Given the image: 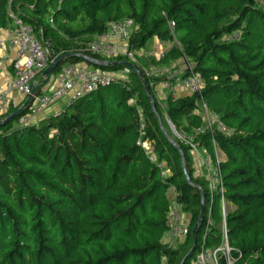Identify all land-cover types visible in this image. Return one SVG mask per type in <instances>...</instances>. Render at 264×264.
Here are the masks:
<instances>
[{
	"label": "trees",
	"instance_id": "1",
	"mask_svg": "<svg viewBox=\"0 0 264 264\" xmlns=\"http://www.w3.org/2000/svg\"><path fill=\"white\" fill-rule=\"evenodd\" d=\"M11 13L54 56L119 63L98 67L106 71H120L125 58L93 55L85 44L131 20L129 50L156 39L164 54L149 61L185 60L203 88L158 102L149 81L143 85L130 70L129 83L99 88L34 125H17L26 110L1 124L19 108L0 116V264H191L202 249L220 248L219 197L211 199L189 148L174 139L190 177L185 182L180 152L162 127L165 119L181 133L199 127L201 103L232 130L198 138L212 156L214 140L225 157L220 168L233 207L224 222L229 264H264V9L257 0H0V30L11 27ZM234 32L239 39L225 42ZM64 63L84 62L65 59L51 76ZM140 63L134 66L143 77ZM38 80L34 95L47 84ZM139 139L150 144L155 162ZM173 191L189 224L184 242L169 250L161 241ZM202 195L203 218L187 256ZM218 264H227L225 256Z\"/></svg>",
	"mask_w": 264,
	"mask_h": 264
},
{
	"label": "built area",
	"instance_id": "2",
	"mask_svg": "<svg viewBox=\"0 0 264 264\" xmlns=\"http://www.w3.org/2000/svg\"><path fill=\"white\" fill-rule=\"evenodd\" d=\"M20 0H8V4ZM260 5L261 1L257 0ZM11 27L0 30V52L10 50L14 57L11 63L12 78L4 84L0 91V116L8 113L11 109L22 107L26 99L32 95L33 87L37 86L38 78L43 77V72L49 67L52 61L58 57L54 56L51 50L43 46L35 37L31 26L24 24L12 13ZM48 26L53 27L52 20ZM174 23H171L172 28ZM134 32V25L131 20H123L109 25L104 35L94 38L88 42L85 50L93 55L101 56L108 60L117 57L125 58V61L132 65L138 64L135 53L129 50L128 42ZM2 35H6V41ZM238 32H234L224 37L225 42H233L239 39ZM185 63L182 68H175L169 72H163L160 66L150 65L143 69V78L149 81V86L154 92L158 102L166 98L176 100L180 97L199 94L203 88V80L200 74L194 71L193 64ZM129 68L124 66L120 71H106L98 67H93L86 63H64L60 69L51 76L47 83V91L41 90L39 95H33L32 100L25 109V113L19 118L18 126H28L36 124L41 116L55 106L58 102H65L66 106L72 104L99 88L112 84L129 83ZM21 97L20 102H15L13 94ZM184 95V96H181ZM197 115L201 118L199 127H192L189 132H174L181 144L189 148L193 156V167L196 168L199 157L200 166L196 175L201 177L212 197H219L220 212L223 219V245L213 251L202 249L193 261V264H218L219 255L225 256L229 264V248L227 245V232L224 226L225 215L230 209V205L225 198V188L221 173V161L217 157V144L213 140L214 156L210 155L204 147L200 146L198 138L203 134L220 133L224 137L230 136L232 130L226 127L219 115L209 109L205 103L200 104ZM141 117V114H139ZM138 146H141L155 162V156L151 152L148 142L139 139ZM162 168V166H160ZM168 171H163L167 173ZM170 205L167 213L168 230L162 238V245L172 250L182 244L188 235L189 218L182 212L181 207L175 202V192L171 193ZM210 223V222H208ZM162 264H166L163 259Z\"/></svg>",
	"mask_w": 264,
	"mask_h": 264
},
{
	"label": "water",
	"instance_id": "3",
	"mask_svg": "<svg viewBox=\"0 0 264 264\" xmlns=\"http://www.w3.org/2000/svg\"><path fill=\"white\" fill-rule=\"evenodd\" d=\"M68 58H78V59L82 60L84 63L92 65V66H95V67H108V66H116V65L119 64L117 62L99 61V60H96V59L91 58L89 56L82 55V54H78V55H74V54L62 55V56L56 57L52 61V63L49 65V67H47V69L43 72V74H42L43 77H44L43 82L45 83L47 81L48 77L52 75V73L56 70V68L60 65V63L62 61H64L65 59H68ZM122 64L124 66H126L127 68H129V69L135 71L136 73H138L140 79L143 82V85H145L143 77H142L141 73L138 71L136 66H134V65H132L131 63H128V62H122ZM145 91L147 93L148 98L150 99V101L152 103V107L154 108V104H153V102L151 100L149 91H148L146 86H145ZM34 92H35V87H33L32 95L26 99V101L22 105V107H20L18 110H16L15 112L11 113L6 119L1 121V124L2 123H7V122L13 120L15 117L21 115L24 112V110L27 108L29 103L31 102L32 96L34 95ZM172 143H173V141H172ZM173 144L179 150L180 155H181L182 169H183V174H184V177H185V182L186 183H191L190 182V177H189V175L187 173V170H186V167H185V161H184V157H183V152L175 143H173ZM203 213H204V196L202 195L201 196L200 216H199V219H198L197 223L194 225V227L192 229V236H193V239H194V244H193V247L189 251L187 256L191 255L194 252L195 243H196L195 235H196V231H197V229H198V227H199V225H200V223L202 221Z\"/></svg>",
	"mask_w": 264,
	"mask_h": 264
},
{
	"label": "rangeland",
	"instance_id": "4",
	"mask_svg": "<svg viewBox=\"0 0 264 264\" xmlns=\"http://www.w3.org/2000/svg\"><path fill=\"white\" fill-rule=\"evenodd\" d=\"M260 1H261L260 6H261V8L264 9V0H260ZM154 40L155 39L149 41V43L147 44V47L145 49L135 52L136 59L141 62V63L140 62H138V63H140L142 65V66L141 65L140 66L142 68H144V69H147L150 65H154V64H152L149 61L151 59V57H152L151 55L154 54L157 57V59L163 57V55H161V54L162 53L164 54L163 51L165 49H162L161 44H155L154 45L153 44L154 43ZM174 44L177 45V46H179L177 44V42H174ZM172 45L173 44H169V46L167 48L169 49L170 47H172ZM184 64L185 63L183 62V60H178V61H175V62L174 61H171V62H169L166 65H161L160 68H162L163 69V72L166 73V72H169V71H171L172 69H175V68H182L184 66ZM36 84L39 85L40 84V80H37V83ZM61 104H62V101L58 102L56 104V106L57 105L60 106ZM162 127L164 128V132L166 133V135L168 137H170L171 141H173L176 138V135H175L174 132H178V131L175 128V126L172 124V122L169 121L168 119H165V122L163 123V126ZM190 156H191V161H192V164H193L194 163L193 162V156H192L191 153H190ZM217 157L219 158V160L221 162H224L225 161L224 155L219 150L217 151ZM195 158L197 160L196 165L198 163H199V165H197L196 168L195 167H193V168H194V171H195V169H197L196 171H198L199 170V166H200V159H199V157H195ZM163 168H164V171H165V169L167 167L164 166ZM195 174H196V172H195ZM230 209L232 210L233 207L230 206ZM191 264H193V262Z\"/></svg>",
	"mask_w": 264,
	"mask_h": 264
},
{
	"label": "crops",
	"instance_id": "5",
	"mask_svg": "<svg viewBox=\"0 0 264 264\" xmlns=\"http://www.w3.org/2000/svg\"><path fill=\"white\" fill-rule=\"evenodd\" d=\"M3 40L6 41V35H2ZM154 45L155 44H160L156 39L154 40ZM162 49H164L163 45H161ZM164 52V51H163ZM163 55V53L161 54ZM152 57L157 58L154 54L151 55ZM14 54L12 51L7 50L4 52H0V91L3 90L4 84L7 83L11 78H12V69H11V63L13 60ZM44 91H47V84L42 88ZM41 89V90H42ZM184 96V95H181ZM13 98L15 102H20L21 97L17 95L16 93L13 94ZM66 104L65 102H62L60 106H53L51 107L47 112H45L46 115H51V114H58L60 111H62L65 108Z\"/></svg>",
	"mask_w": 264,
	"mask_h": 264
}]
</instances>
